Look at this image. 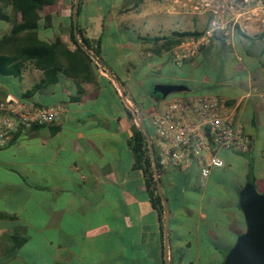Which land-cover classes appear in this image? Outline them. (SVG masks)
Segmentation results:
<instances>
[{
	"label": "crops",
	"instance_id": "1",
	"mask_svg": "<svg viewBox=\"0 0 264 264\" xmlns=\"http://www.w3.org/2000/svg\"><path fill=\"white\" fill-rule=\"evenodd\" d=\"M1 15L0 39L20 21L9 0H0ZM38 16V40L72 50L69 26L77 25L98 40L102 63L90 58L91 80L78 84L59 72L44 83L29 61L19 76L0 77V103L57 111L54 122L18 130L0 146V264H222L244 230L238 191L252 182L264 193V30L242 22L183 58L181 45L195 37L180 35L199 34L204 20L166 0H51ZM15 49L3 41L0 54ZM153 84L201 93L158 106ZM198 95L234 110L243 149L218 150L224 166L204 182L198 165L158 167L160 198L134 160L133 138H144L154 181L150 118L171 98Z\"/></svg>",
	"mask_w": 264,
	"mask_h": 264
},
{
	"label": "built area",
	"instance_id": "2",
	"mask_svg": "<svg viewBox=\"0 0 264 264\" xmlns=\"http://www.w3.org/2000/svg\"><path fill=\"white\" fill-rule=\"evenodd\" d=\"M203 18L204 28L190 42L181 45L187 58L214 38L227 39L242 22H254L264 30V0H166ZM260 97H262L260 95ZM56 109H29L20 103H0V146L18 130L54 122ZM158 149V167L181 172L198 165L202 182L212 169L224 166L218 150L243 149L235 112L211 95L169 99L163 110L150 118Z\"/></svg>",
	"mask_w": 264,
	"mask_h": 264
},
{
	"label": "trees",
	"instance_id": "3",
	"mask_svg": "<svg viewBox=\"0 0 264 264\" xmlns=\"http://www.w3.org/2000/svg\"><path fill=\"white\" fill-rule=\"evenodd\" d=\"M50 2L51 0H9L12 8L19 12L20 21L12 25L8 34L0 39V45L3 41L6 42L9 40H11V44L16 45L15 52L12 55L0 54V77L19 76L23 64L29 61L34 68L43 72L44 83L47 81L49 75L56 72L74 80L75 84L91 80L90 65H92V67L95 65L88 54H90L97 63H102L97 48L98 40L89 41L84 38L77 25H75L74 35L72 24L69 26V41L73 45L72 50H68L58 39H55L52 43L37 39L38 12L41 10L42 6ZM77 8L76 6L74 15L77 13ZM0 19L6 20V17L1 15ZM19 34H21V36L17 37ZM180 36L197 37L198 33L185 32ZM18 38L19 40L16 41ZM82 47L86 52L82 50ZM143 139L141 133H136L133 138L131 150L135 162H143L146 167L143 170L146 176V186H151L152 190L156 191L149 159L146 156V158L142 160L143 152H147L144 148ZM153 161L156 169H158L155 157H153ZM250 183L253 184L252 182ZM154 205H156L157 210L161 213L160 200L156 193Z\"/></svg>",
	"mask_w": 264,
	"mask_h": 264
},
{
	"label": "water",
	"instance_id": "4",
	"mask_svg": "<svg viewBox=\"0 0 264 264\" xmlns=\"http://www.w3.org/2000/svg\"><path fill=\"white\" fill-rule=\"evenodd\" d=\"M73 34L75 35L74 24ZM82 50L85 51L83 47ZM88 55L93 59L90 54ZM184 91H187V88L183 85L153 84L150 88V95L156 101H160L168 95ZM149 152L152 156L150 147ZM152 171L155 186L161 198L157 169L153 160ZM161 203L166 222L168 213L165 200L161 199ZM237 206L242 213L244 230L235 238L234 243L226 252L222 264H264V193L257 192L253 184L246 182L237 193Z\"/></svg>",
	"mask_w": 264,
	"mask_h": 264
},
{
	"label": "rangeland",
	"instance_id": "5",
	"mask_svg": "<svg viewBox=\"0 0 264 264\" xmlns=\"http://www.w3.org/2000/svg\"><path fill=\"white\" fill-rule=\"evenodd\" d=\"M204 59V58H203ZM204 65H207V63L206 62H204ZM188 91H184V92H181V93H176V94H172V95H168L167 97H166V99L168 98V97H170V96H183V95H185V94H198V93H201V92H198V89L197 88H193V87H191V86H188ZM162 102H164V101H160V102H156V105H158V106H160L161 104H162ZM147 127L150 129V127H149V125H147Z\"/></svg>",
	"mask_w": 264,
	"mask_h": 264
}]
</instances>
